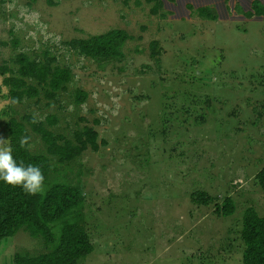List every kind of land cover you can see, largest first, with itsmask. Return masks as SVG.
Instances as JSON below:
<instances>
[{
	"label": "rangeland",
	"instance_id": "rangeland-1",
	"mask_svg": "<svg viewBox=\"0 0 264 264\" xmlns=\"http://www.w3.org/2000/svg\"><path fill=\"white\" fill-rule=\"evenodd\" d=\"M253 1L164 0L153 14L145 0H0L1 67L16 72L26 53L74 73L55 101L41 93L21 102L0 73V139L10 144V119L28 114L56 117L48 126L68 138L85 126L98 132V151L68 163L52 157V179L84 195L94 250L79 264H243L244 212L254 206L264 217L256 177L264 168V15L246 16ZM201 6L218 18L201 16ZM112 29L129 34L120 59L96 60L69 44ZM27 129L31 152L48 154ZM197 191L213 200L193 201ZM226 197L236 206L230 216L216 211ZM47 250L20 229L0 241V264Z\"/></svg>",
	"mask_w": 264,
	"mask_h": 264
},
{
	"label": "trees",
	"instance_id": "trees-1",
	"mask_svg": "<svg viewBox=\"0 0 264 264\" xmlns=\"http://www.w3.org/2000/svg\"><path fill=\"white\" fill-rule=\"evenodd\" d=\"M145 1L152 4L153 14H159L165 4L164 0ZM197 10L205 18H218V13L211 6H201ZM245 14L250 18L264 15V5L260 0H254L252 9ZM128 39L129 34L124 29H112L105 33L72 39L69 44L84 56L96 60H115L124 56L123 48ZM156 49L154 44L152 53L155 54ZM17 61L19 67L16 72L0 66V73L6 75L4 83L10 87L9 93L17 102L26 97H37L41 93L55 101L58 94L66 90L74 78L72 69L69 66H60L53 57L38 60L26 53H20ZM8 72L11 75H7ZM87 96L86 91L77 89V102L85 101ZM56 122V117L48 116L45 121H38L31 114L21 119L12 117L9 122L10 145L14 149V158L23 161L25 165H38L44 173L45 182L42 193L29 195L18 186L0 181V241L24 229L33 237H41L48 249L38 255L16 253L14 264H79L94 250L82 211L83 192L78 184L52 179V157L59 163H68L89 148L98 151V132L91 126H85L82 130L75 131L74 138H68L50 129L49 126ZM27 125L43 139L48 154L33 153L30 147L20 148L19 139L23 136L30 137ZM256 177L264 189V168ZM192 199L200 204L213 200L205 192L198 191L192 194ZM235 210L232 197H226L223 202L216 204V211L225 216L233 215ZM56 227H59V235L55 231ZM241 239L244 242L243 264H264V217L254 206H249L244 212Z\"/></svg>",
	"mask_w": 264,
	"mask_h": 264
},
{
	"label": "clouds",
	"instance_id": "clouds-1",
	"mask_svg": "<svg viewBox=\"0 0 264 264\" xmlns=\"http://www.w3.org/2000/svg\"><path fill=\"white\" fill-rule=\"evenodd\" d=\"M20 148L30 147V137L23 136L19 139ZM13 147L5 139H0V181L18 186L29 195L43 192L45 176L38 165L17 161L13 155Z\"/></svg>",
	"mask_w": 264,
	"mask_h": 264
}]
</instances>
